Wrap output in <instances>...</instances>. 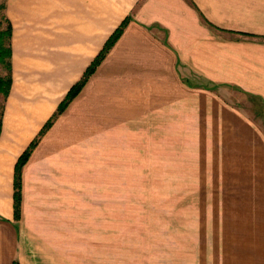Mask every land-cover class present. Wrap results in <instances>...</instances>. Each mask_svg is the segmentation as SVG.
I'll return each mask as SVG.
<instances>
[{"label": "crops", "instance_id": "obj_1", "mask_svg": "<svg viewBox=\"0 0 264 264\" xmlns=\"http://www.w3.org/2000/svg\"><path fill=\"white\" fill-rule=\"evenodd\" d=\"M3 15L11 26V86L1 94L0 264H94L96 207L85 198L96 195V92L123 86L133 105L134 90L143 94L156 81L172 87L174 109L181 94L189 98L185 115L200 95L224 131L260 133L214 87L264 104V0H4ZM126 18L22 167L16 220L18 158ZM187 68L205 82L191 83L181 71ZM146 99L135 107L148 108ZM237 225V235L223 240L222 264H264V222Z\"/></svg>", "mask_w": 264, "mask_h": 264}, {"label": "rangeland", "instance_id": "obj_2", "mask_svg": "<svg viewBox=\"0 0 264 264\" xmlns=\"http://www.w3.org/2000/svg\"><path fill=\"white\" fill-rule=\"evenodd\" d=\"M3 6L0 0V31L8 22ZM181 71L191 83L205 82ZM0 76H7L1 64ZM113 88L96 92V195L85 198L96 207L92 262L222 264L223 240L237 235L238 221L264 222V104L214 87L260 131L231 132L200 95L187 116L181 107L189 98L181 94L174 109L166 84L134 90L133 105L123 86ZM145 95L149 107H135Z\"/></svg>", "mask_w": 264, "mask_h": 264}, {"label": "trees", "instance_id": "obj_3", "mask_svg": "<svg viewBox=\"0 0 264 264\" xmlns=\"http://www.w3.org/2000/svg\"><path fill=\"white\" fill-rule=\"evenodd\" d=\"M7 21V20H6ZM128 22V18L124 19V21L120 24V26L113 32V34L108 38L105 42L104 46L95 57V59L90 63L88 68L84 71L82 77L78 82H76L70 90L66 93L64 99L58 105L56 112L53 114L51 119L44 125L42 130L40 131L38 137L30 143L28 148L22 153V155L18 158V161L15 166V174H14V193H13V208H14V218L17 220L20 216V204H21V170L24 164L27 162L32 150L36 147L40 137L48 130L51 126L52 122L68 107V105L76 98V96L80 93L84 85L87 83L89 78L94 74L98 65L102 62L108 51L120 37L123 28L126 26ZM6 29L0 31V64L7 71L6 77L0 76V94L4 97L8 95L11 86V50H10V38H11V26L9 22H6ZM6 41L5 47L1 45V41ZM2 58H7L4 62ZM16 264V263H14Z\"/></svg>", "mask_w": 264, "mask_h": 264}]
</instances>
